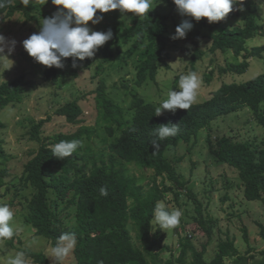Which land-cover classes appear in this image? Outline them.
<instances>
[{
	"label": "trees",
	"instance_id": "obj_1",
	"mask_svg": "<svg viewBox=\"0 0 264 264\" xmlns=\"http://www.w3.org/2000/svg\"><path fill=\"white\" fill-rule=\"evenodd\" d=\"M35 1L25 7L22 0H11L6 7L0 8V17L19 14L26 21H32L35 19L32 12L38 8ZM168 1L173 11L178 12L172 1ZM236 3L241 4L224 20L210 24L208 37L210 52L230 51L243 60L220 68V72L241 75L247 70L250 59L263 58L264 44L249 46V41L264 35L254 1L236 0ZM241 12L244 14L241 25L226 24ZM174 19L154 9L140 18L132 14L131 24L115 28L112 40L99 48L93 58L75 61L81 63L80 69H92L93 77L105 75V68L116 71L119 79L112 84L109 93L123 89L131 97L129 108L120 107L107 95V82L101 77L93 91L97 110L94 127L82 124L78 100L55 110L57 116L75 128L74 131L42 137V129L50 116L46 120L29 121L27 137L38 147L24 164L19 178L33 191L31 198L26 200L24 221L51 247L62 233H74L77 243L72 254L76 264H226V259H232L231 264H264V249L259 252L261 258L255 260L250 249L239 254L231 239L220 241L213 259L206 262L208 242L197 249L192 236L188 235L179 238L177 257L164 259L163 254L171 249L163 245L164 235L159 226L153 230L154 207L167 195H173L178 201L185 194L193 199L197 213L201 210L188 182L166 159L167 148L176 147L179 142L189 144L192 141L193 144L198 132L208 129L217 118L245 108L264 129V73L244 82L223 83L211 91L208 98L193 103L188 110L177 109L175 113L155 116L156 105L147 101L139 90L154 83L160 67L168 68L166 61L175 48L169 40L170 23ZM203 19L201 24H204ZM196 42L192 48L185 49L190 53L191 68L204 55L195 48ZM66 61L72 65L74 59ZM41 76L44 81L57 84L68 76L76 77L77 72L75 68L67 72L52 67L45 68ZM205 80L209 84L210 76H205ZM26 85L23 76L1 83L0 111L19 100ZM169 124L179 125L177 135L159 140L154 134L155 128ZM100 128L112 141L104 150L85 151L86 144L100 137ZM72 140L80 143L71 156L64 159L53 156V145ZM153 141L159 143V148L154 147ZM209 150L216 160L236 171L245 200L264 205V148L221 136L211 142ZM129 163L140 170H151V181L140 185L135 176L128 174L125 164ZM7 177L8 172L0 170V197L9 192ZM157 178L161 180L158 182ZM101 188L107 189L106 196L100 195ZM51 193L54 194L52 199L48 197ZM69 209L74 214L73 226L65 225ZM199 223L203 225L202 220ZM205 231L210 236V229L205 228ZM242 232L244 242L248 243L246 229L242 228ZM25 255L38 264H49L42 253L25 251Z\"/></svg>",
	"mask_w": 264,
	"mask_h": 264
},
{
	"label": "rangeland",
	"instance_id": "obj_2",
	"mask_svg": "<svg viewBox=\"0 0 264 264\" xmlns=\"http://www.w3.org/2000/svg\"><path fill=\"white\" fill-rule=\"evenodd\" d=\"M253 1L263 26L264 35V10L260 7L261 0ZM35 2L38 8L32 12L35 17L32 21H26L19 14L12 17H0V34L9 41H16L14 51L10 55L7 49L3 53L13 61V65L11 67L10 64L5 63L0 66V84L19 76H23L27 84L22 97L15 104L0 111V170L5 169L8 172L6 181L10 183L8 194L0 197V204L9 206L14 213L10 223L21 229L10 239H0V264H7L8 259L20 251L42 253L49 264H54L50 257L51 246L48 245L45 238L36 236L34 230L24 221L26 200L31 198L33 191L24 186L19 178L24 164L38 147L37 143L30 141L27 137L29 121L31 119L46 120L50 116V120L42 129V137L74 131L75 128L69 125L64 118L57 116L55 110L67 102L78 100L82 108V124L94 127L97 121V110L93 91L98 87L101 77L106 79L107 95L120 107L129 108L131 101L130 95L125 93L123 89L109 93L112 84L119 79L117 72L110 68H105V75L93 77L92 69H80L82 66L80 62H76V67H73V64L70 65L64 60L63 69L70 72L72 68H75L76 77L68 76L57 84L43 80L41 75L47 67L36 63L33 58L29 57L22 47V42L39 31L43 19L58 15V9L52 5L51 0H47V3H44V0H36ZM153 8L163 15L175 17L170 23L171 32L169 35L170 43L175 48L170 52L166 61L168 68L160 67L154 83L145 85L139 90L142 96L150 103L155 104L156 107L167 99L170 90H179V77L189 72H196L201 81L194 103L208 98L210 92L223 83L244 82L264 73V56L262 59H250L247 70L241 75L230 71L220 72V68H225L230 63H240L243 60L241 57H235L230 51L226 53L209 51L211 41L208 37V27L210 24L206 18L203 19L204 24H201L200 21L191 20L193 28L187 33L186 38L173 40L172 36L175 35L176 27L185 18L173 11L168 0H153ZM97 16L103 17L101 22L98 24L89 22L88 27L93 31L106 32L109 29L114 31L115 28H125L130 25L131 19L128 24L125 23V19L131 18L132 13L124 14L125 19H122L119 10L109 13L98 12ZM243 17L244 14L241 12L240 15H234L228 19L226 24L229 26L241 25ZM121 30L119 29V31ZM194 42H196L195 48L203 51L204 55L191 68L190 53L185 49L187 47L192 48ZM249 43V46L264 44V36L257 37ZM128 66L130 69L131 64ZM205 76H210L209 84L205 80ZM168 113L172 112L165 111L162 114ZM100 129V137H96L89 144H86L85 151L93 153L104 150L112 141V138L103 134L102 128ZM221 136H227L235 141H248L254 147L264 148V129L257 124L250 110L245 108L217 118L208 129H202L198 132L193 144L192 141L189 144L179 142L176 147L167 148L164 152L166 159L188 182L192 195L201 205L200 213H197L193 199L185 196V194L179 197L178 201L174 199L173 195H167L161 201L169 210L180 209L182 211V217L177 226L161 229L164 235L163 245L171 249L163 254L164 259L171 256L177 257L179 252L178 240L181 236L186 235L192 236L197 249L208 242L204 255L206 262L213 259L217 251V244L226 239L234 241L239 254H245L250 249L255 260L261 258L259 252L264 249V205L260 202L245 200L241 181L236 171L216 160L210 153L209 145ZM125 166L128 174L135 176L140 185L145 186L153 178L151 170H140L130 163L125 164ZM160 180L157 178L158 182ZM48 197L52 199L54 194L51 193ZM68 215L65 217V225L73 226L74 214L72 209H69ZM201 220L203 221L202 226L199 223ZM157 226L152 220L153 230ZM205 228L210 229V236ZM242 228L246 229L248 243L243 240ZM131 235L134 236L133 233ZM189 260L190 258L187 261ZM26 261L27 264H38L29 256H26ZM225 263L231 264L232 259H226ZM62 264H76L72 251Z\"/></svg>",
	"mask_w": 264,
	"mask_h": 264
},
{
	"label": "clouds",
	"instance_id": "obj_3",
	"mask_svg": "<svg viewBox=\"0 0 264 264\" xmlns=\"http://www.w3.org/2000/svg\"><path fill=\"white\" fill-rule=\"evenodd\" d=\"M11 0H0V8L6 7ZM28 7L32 0H22ZM47 3V0H44ZM52 5L58 9V15L42 20L38 32L33 33L22 42V47L29 57L47 68H63V61L74 58L75 61L91 59L97 50L112 40L111 29L106 32L93 31L88 27L89 22L98 24L103 19L97 16V12L109 13L119 10L122 19L124 14L132 13L134 17H143L153 10V0H51ZM178 13L184 19L175 29L173 40L184 39L193 28L191 20L196 22L206 18L209 24L217 23L234 10L241 3L236 0H172ZM260 7L264 10V0ZM131 18L125 19V23ZM16 41H9L0 34V66L13 61L3 53L8 50L9 55L14 51ZM10 67V68H11ZM9 68V69H10ZM200 77L196 72L181 75L178 80L179 90H170L167 99L163 100L155 109V116L159 117L163 112L175 113L177 109L188 110L197 98L200 88ZM179 131V125H160L155 128V135L159 140L174 137ZM78 140L60 141L52 146L53 156L64 159L71 156L79 146ZM155 148L159 143L153 141ZM100 195L106 196L107 189L101 188ZM14 213L7 204H0V239H10L18 231L12 223ZM182 211L180 209L169 210L163 202H157L153 212V223L160 229L174 228L180 223ZM77 241L74 233H62L56 240L55 245L50 248V257L54 264H62L69 256ZM7 264H27L23 251L17 252L14 257L8 259Z\"/></svg>",
	"mask_w": 264,
	"mask_h": 264
}]
</instances>
